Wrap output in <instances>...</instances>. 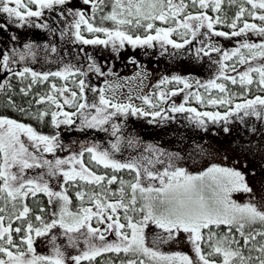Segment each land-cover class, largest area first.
Wrapping results in <instances>:
<instances>
[{"label": "snow or ice", "instance_id": "obj_1", "mask_svg": "<svg viewBox=\"0 0 264 264\" xmlns=\"http://www.w3.org/2000/svg\"><path fill=\"white\" fill-rule=\"evenodd\" d=\"M226 2L238 4V11L230 22L220 15ZM68 3L70 0H0V14H6V21L0 22V30L6 31L13 24L17 28L25 24L48 28L47 23L32 24L30 18H40L44 10L55 12L57 6H61L60 18L67 19L65 12L73 17L69 27L74 29L76 41L84 45L111 44L113 51H119L126 43L135 48L152 47L153 42L179 50L191 44L197 35L209 41L212 36L231 39L248 33L264 38V0H82L89 6L90 15L79 9H64L62 6ZM98 14L101 22L110 21L113 28L96 26ZM246 16L262 24L249 23ZM157 21L170 26L157 27ZM216 25H224L231 31H217ZM82 26L87 32L103 33L106 38L85 39L81 35ZM201 28H206L207 32L201 33ZM132 29H143L145 35H134ZM173 34L180 36L183 42L171 39ZM10 39L16 41L17 36ZM204 43L202 39L201 44ZM37 47L27 42L23 50L12 47L0 52V70L19 78L21 83L29 81L19 88V94L24 97H29L33 86L47 82L50 76L64 80L65 85L57 87L53 83L47 94L33 96L29 103L46 105L43 109L32 112L30 108L17 105L14 90L8 93L5 108H13L22 116L41 125L50 124L54 129L61 125L71 127L78 120L77 130L80 131L107 132L109 129L105 125L117 113L131 111L133 115H149L131 104L110 101L104 88L89 87L84 79H75L89 72L105 75L95 62L88 65L87 71L72 65H65L62 71L46 73H38L27 66L22 70L12 67L28 59L35 62L39 55ZM44 49L53 54L57 52L55 46L49 49L47 44ZM196 52L206 56L211 52L221 53L222 59L217 61L220 64L217 79L238 84L248 92L256 84L264 92V42L244 41L231 51L208 44L207 48L202 46ZM233 58L236 62L231 66L225 63ZM257 60L261 61L259 66L253 63ZM237 64L247 67L240 72ZM229 67L237 76L225 74ZM10 79L6 75L0 82V92L12 88ZM173 79L184 88L191 87L181 77ZM69 81L73 85L71 88ZM166 82L167 78L162 81ZM202 86L227 94L226 85L215 80ZM86 92H91L93 98L89 99ZM166 95L161 92L159 98L165 100ZM190 95L201 101L199 94ZM143 100L151 104L148 97ZM208 103L227 104L229 110L223 115L201 113L180 105L169 111L195 113L193 119L200 126L205 125L204 118L214 123H228L229 117L238 116L241 111L243 117L254 116L264 121V96L236 104L234 109L224 97L209 99ZM151 115L155 119L161 113ZM243 117H240L241 122ZM111 131L116 136L120 132L119 125L112 123ZM223 131L229 129L225 127ZM111 148L113 152L120 151L118 142ZM58 149L63 150L58 133L44 134L31 124L0 114V264H117L114 259L98 261L109 253L114 254L119 264H264V206L253 203L256 193L242 172L212 165L194 175L175 167L171 159L160 160L162 152L158 153L156 161L148 160V164L166 166L163 170L152 171L138 158L118 161L98 145L82 146L79 153L67 158L59 157ZM85 153L89 155L87 164ZM100 167L106 171L100 173ZM107 170H111V174ZM124 170L134 173V179L125 181L115 174ZM236 192L248 194V202L237 203L232 198ZM74 202L78 204L74 206ZM150 226L161 230L153 245L178 243L180 235L184 234L194 257L181 252L166 254L158 247H150L145 232ZM108 236L116 239L110 241ZM37 241L48 246L49 254L38 253Z\"/></svg>", "mask_w": 264, "mask_h": 264}, {"label": "trees", "instance_id": "obj_2", "mask_svg": "<svg viewBox=\"0 0 264 264\" xmlns=\"http://www.w3.org/2000/svg\"><path fill=\"white\" fill-rule=\"evenodd\" d=\"M72 1V0H70ZM71 4V2H70ZM75 3L71 7H74ZM107 11V9L105 10ZM238 11V4L228 5L227 2L223 6V11L220 15L225 18L228 22L234 17L235 13ZM91 14V10L87 15ZM213 16L216 13L212 14ZM247 19V16L245 17ZM72 20V19H70ZM33 23L43 22L42 19H33ZM63 22V21H62ZM66 24V23H65ZM96 26L113 28V24L110 21L101 22L99 19V14L95 20ZM70 25V23H69ZM10 26V25H9ZM157 27H167L170 25L160 24L159 21L156 22ZM217 31H228V27L224 25H216ZM71 28L64 27V30L60 28L53 29V35L51 36L53 40L57 41L58 37H61V32L66 33L70 32ZM128 30V29H125ZM134 35H145L143 29H132L130 30ZM202 31L207 32L206 28L201 29ZM85 33H88L86 30ZM3 34V33H2ZM100 34L103 39L106 37L103 33H94ZM154 34V33H153ZM97 35H94V37ZM98 37V36H97ZM215 38V37H214ZM59 45H64L65 41L60 40ZM198 43V42H197ZM1 44V43H0ZM71 44V43H70ZM67 44V45H70ZM199 44V43H198ZM90 46V45H89ZM125 46V45H124ZM190 45H187L186 49H174L171 46H166L163 48H157L155 50L148 49L146 46L138 48L140 54L143 56L150 54V58L153 61L152 63L157 66V69L164 68L165 70L172 69L176 73L177 77H181L185 80L188 79L189 75H192L196 79L197 86L194 88L191 94H199L201 96V101H197L194 95H189L188 102L185 104V108H194L197 112H219L222 115L225 114L229 107L227 104L224 105H210L208 103L209 99H220L222 97L228 99L230 103L237 101L240 97H249L257 95L260 91L256 84L251 86V91H245L244 88L237 85H232L230 81H225L222 78L217 79V77L212 78L211 73L215 69L216 65L213 64L207 56L203 53L193 56V51L189 48ZM124 48V47H123ZM127 48V47H126ZM121 49L119 51L120 56H125L128 49ZM88 49V48H87ZM5 47L0 45V52H3ZM144 50V52H143ZM100 51V49H99ZM117 53V52H113ZM101 49V56H102ZM141 56V55H140ZM197 57V58H196ZM229 64L235 62V58L227 61ZM154 67V66H153ZM230 68V67H229ZM189 75H185V72ZM166 72V71H165ZM218 76V75H217ZM10 83L12 85L11 89H7L5 92H0V114L7 115L12 119L24 122L26 124H31L33 127L37 128L39 131L44 134H59L58 129H54L50 124L41 125L38 124L34 119H30L28 116H22L13 108H5L4 104L7 100L9 92L15 91V101L17 105H22L25 108H30L32 112L37 111V109H43L46 105H36L35 103H29L32 100L33 96L37 98L41 95L47 94L51 89V84L62 85L65 82L58 77H49L47 82H43L37 85H34L32 88V93L29 97H24L19 94V88L26 86L28 80H24L21 83L20 79L14 76H11ZM80 76H76L75 79L78 80ZM200 78V80L198 79ZM30 79V78H29ZM53 80V81H51ZM202 80V81H201ZM215 80L216 83H222L226 85L227 94L220 93L218 89H209L206 90L202 85L207 84L209 81ZM188 82V80H187ZM202 82V83H201ZM182 85L174 81H168L165 83L166 88L177 87ZM70 88L73 85L70 83ZM158 99V98H157ZM153 100H156V97H153ZM154 102V101H153ZM234 104L232 108L234 109ZM171 107L166 110L160 111L161 116L153 119L152 115H133L129 111V116L125 118L124 113H119L118 116H113L108 125H105L109 130L107 132L98 131L97 134L101 138H105V142L108 143V140L111 142H121L120 144H125L126 146H132L133 142H149L158 146L157 137L169 139L170 142L174 144H182L187 146L189 150L193 153H203V156L207 157H219L226 156L232 160H236L239 164L247 167V173L251 175L254 174L256 178L264 182V121L257 120L254 116H249L250 119L244 120L241 122L240 117H243V112L241 111L238 116H235L237 119L233 121V129H229L228 132L223 131L224 121H216L215 123L211 120L205 119V125L200 126L193 119L195 113L192 112H171L169 111ZM164 117H167L166 119ZM126 119V120H125ZM240 119V120H238ZM230 120V119H229ZM232 120V119H231ZM246 121V122H245ZM115 123L119 125L120 132L117 135L123 136V140H115V136L112 135L111 124ZM243 124L250 123L248 128L243 126ZM253 129H255L253 131ZM87 131H93L94 129H86ZM245 130V132H244ZM250 130V131H249ZM252 130V131H251ZM131 141V143H129ZM133 141V142H132ZM167 140L165 141V143ZM165 147V145H163ZM133 147V146H132ZM218 155V156H217ZM86 161H89V155L86 157ZM100 173L105 172L106 170L102 167L98 168ZM111 174V170H107ZM250 171V172H249ZM118 177L123 178L125 181H131L134 179L135 174L127 170L115 173ZM113 187H118V185H113ZM78 204V202H74ZM123 255V254H121ZM118 259L114 254H105L104 257L98 258L99 260H108ZM83 264H88V262H83Z\"/></svg>", "mask_w": 264, "mask_h": 264}, {"label": "rangeland", "instance_id": "obj_3", "mask_svg": "<svg viewBox=\"0 0 264 264\" xmlns=\"http://www.w3.org/2000/svg\"><path fill=\"white\" fill-rule=\"evenodd\" d=\"M70 2L71 4L68 3L70 6H72V4L75 3L74 8L72 9L83 10L85 11L86 14L90 12L89 6L84 5L82 3V0H72ZM10 6H13V5H10ZM209 14L212 15L213 13L209 12ZM30 20L32 24H34L33 19L30 18ZM247 20L249 23H256L258 26L262 24V22L258 20L253 21L248 17H247ZM5 21H6V14H0V22H5ZM72 21L73 19L70 20L69 23H71ZM193 23L195 24L196 22H193ZM25 25H28V24H25ZM24 26L21 28H17L13 24V25H10L5 32L4 31L3 32L7 34L9 37L13 35L17 36V40L21 38V39H25L26 42H30L33 39H31L30 37H26L27 33L24 30ZM240 26H242V23ZM201 29H200V32H201ZM85 30L86 29L82 26L81 35L85 39H94V38H97V36L100 39H103L100 34H94V33H89V32L85 33L84 32ZM202 32L205 33V31H202ZM73 33H74V29L71 28L70 32L65 34L63 37H61L60 40H64L66 44L71 43L72 45H74V43L78 41L75 40V36ZM94 35H97V36L94 37ZM171 39L175 40L178 43L183 42L182 38L180 36L178 37V35L176 34H173ZM188 39L191 40L192 39L191 36H189ZM202 39L205 40L204 45L201 44ZM212 39H213V36L211 37V40ZM211 40L208 42L206 41V38L202 36H198L197 42L199 44L198 43L196 44V48L199 49L202 46L207 48L208 44H211L212 47H219V48H222L223 50L231 51L233 49L238 48L240 46V43L244 41L255 42V43L264 42V38L253 36V35L250 37L249 36L243 37L242 39H236V38L225 39L221 37V38H216L213 42ZM90 46L94 47V51L96 52L99 49L100 50L102 49L103 54H106L108 52L113 54V52H119L121 50L119 49V51H113L111 44H109L108 46H104V45H90ZM166 46H171V45L161 46L160 42H153L152 47H148V46L146 47L148 49L155 50L157 48L160 49ZM122 49L124 50L125 48H122ZM207 58L213 64L216 65L215 69H213L211 73L212 78L217 77V75L220 73V64L217 63V61H220L222 59L221 53L211 52V54L208 55ZM235 62H236V58H235ZM225 63L228 64L229 66L234 64L232 62L230 64L228 62H225ZM253 63L255 66H259L261 61L257 60V61H254ZM20 65H21L20 63H15L13 64V67L17 69V68H20L19 67ZM236 66H237L238 71L240 72L244 71L247 67V65H239V64H237ZM29 68L36 71L35 68H32V67H29ZM20 70H22V68ZM51 72H55V71L53 70ZM185 73H186L185 75H189L187 73L193 74V72H190V71L185 72ZM225 74L229 76H237V72L232 71L231 68H228ZM6 75L10 76L11 74L10 73L5 74L2 70H0V82H3ZM115 76L119 78L117 80L113 78H109L106 80L105 84L102 83L101 88L105 89L104 94L106 98H108L110 101L114 103L131 104L133 107L137 109H141L143 112H146L149 114L154 111L160 110L158 107L159 104L167 103L169 97H167L166 95L165 100H161L159 98V94L161 92H164L169 95L171 92L178 90L177 104L181 102V105H184L186 102L189 101L188 100L189 95L194 90V88L197 86L196 79L193 78L192 75H189L187 80H188V83L191 85L190 88H184V85H182L178 88L169 87L167 89L165 86V83H162V81H164L165 78H167L168 81H174L173 77H177V75L176 73H174L172 69H169V70H165L164 68L157 69V66L155 65H151V67H146V65L142 66L141 69H139V71L133 74V76L125 75L122 77V75H116V74ZM253 77L255 79H258V76L255 73H253ZM198 79L200 80V78ZM85 81L89 85V87L92 86L91 84L92 82H88L87 80ZM65 83L62 85H57V87H61L65 85ZM67 83H68V86H70V81ZM130 87H132L133 89H130ZM86 95L89 97V99L93 98V94L91 92H86ZM153 95H156V100H153V97H154ZM256 96H264V92L259 91L258 94L254 96L240 97L238 98L237 101L234 100L235 102L234 106L239 103H244L248 99H254ZM143 97H148L149 100L151 101V104H146L143 100ZM157 98L160 99L161 103H158L159 99ZM96 100H98V95L96 96ZM234 102H232L231 105H233ZM65 110L72 111L73 109L66 108ZM73 119H76V118L74 117ZM244 120H246V117H243V121ZM229 121L230 122L228 123H233L231 119ZM78 127H79V121L77 120V123L71 127L61 125V127L58 129L60 143L63 145V150L61 149L57 150V155L59 157L67 158L71 154L79 153L82 146L91 147L93 145H98L100 150H108L113 155V158L118 161L127 162L132 158H138L142 161V163L145 166L149 167L150 170L152 171L163 170V168L166 166L160 163H156L155 166L148 164V160L156 161L158 157V153H161V152L163 153V155H159L160 160L167 161L171 159L175 167L183 168L188 173L194 174V175L204 172L207 168L211 167L212 165L234 168L242 172L245 175L248 184L254 189L256 193V198L253 200V203H257L261 206H264V182L258 180L254 174L252 175L251 173L248 174L247 169H246L247 167L239 164L236 160H232L229 157H226V156H220V158L219 157H208L209 159H207V157L203 156V153H199V154L193 153L191 150H189L187 146H183L182 144L176 145L170 142L169 139L161 138V137H157L158 146L155 144L149 143V142H143V143L139 142L138 143L137 141L136 142L132 141L133 142L132 143L133 147H132L129 145L126 146L125 144L122 145L120 144L121 142H118L120 146V151L113 152L111 145L117 142H111L110 140H108V143H106L105 138L104 137L101 138L99 134L96 133L97 130L94 129L93 131H87L85 129L83 131H80V130H77ZM115 137H116L115 140L124 139V137L120 135H116ZM166 140L167 142L165 143ZM163 145H165V147ZM87 156L88 154L85 153L84 160L86 164L88 163L86 161ZM145 183H147V181H145ZM232 198L237 203H240V204H244L248 202V199H249L248 194H245L243 192L233 193ZM145 232H146L147 241L150 247H158L160 251L166 254L181 252V253L188 254L191 257H194L192 246L191 244L187 242L184 234L180 235L178 243L177 242H172L168 244L157 243L156 245H153V241L157 239V236L161 232V230L155 228L154 226H150L149 228L145 229ZM108 239L112 241V240H115L116 238L114 236H108ZM37 251L38 253H41V254H49L48 246L42 243L41 241H37Z\"/></svg>", "mask_w": 264, "mask_h": 264}, {"label": "flooded vegetation", "instance_id": "obj_4", "mask_svg": "<svg viewBox=\"0 0 264 264\" xmlns=\"http://www.w3.org/2000/svg\"><path fill=\"white\" fill-rule=\"evenodd\" d=\"M60 7L61 6H57V11L55 12H49L48 10H44V15L42 17L32 18L35 21L36 19H42L43 22H36V23H47L49 25L48 28H36L34 26H29V25L24 26V30L27 33L26 37H30L31 39H33L30 42L38 46L37 51L39 52V55L35 62H32L30 59L25 60L23 62H19L21 64L19 66L20 68H17L16 70H20L21 68L27 66V67L35 68L36 72L38 73H46V72H51L53 70L62 71L65 65H72L73 67H79V68H82L84 71H87L88 65L95 62L101 68V70L105 73V75L101 76L95 72H89L87 76H80L78 80L84 79V80H87L88 82H92L91 87H95L99 89L101 88L102 83L103 84L106 83L107 79L113 78L117 80L119 77L115 76V74L122 75V77L125 75L133 76V74L139 71V69H141L142 66L146 65V67H150L151 65H154L152 63L153 61L150 58V54H147L142 57L143 54L139 53L138 48L142 46H137L133 48L131 45L126 44L124 48L127 47L126 49L128 50L126 51L125 56H120L119 52L114 53V54H111L108 52L106 54H102L101 56V50L100 51L98 50L96 52L94 51V47L88 46V45H82V43L80 42H75L74 45L72 44L67 45L66 43L64 45H59L58 42L60 41L61 37H63L65 34L69 32L67 31L66 33H64L63 36L60 35L61 37H58L57 41L56 40L54 41L53 38L51 37L53 35V29L60 28L61 30L62 29L64 30V27L69 28V21L70 19H73L71 15H67V12H65V15L67 16L66 20L60 18V14H59ZM62 7L64 9L74 8V7H71L69 4H66ZM3 31L5 32V30H0V43L2 46L5 47V49H11L12 47H16L20 50H23V44L27 43L25 39L20 38L17 41H12L10 37L7 34H5ZM252 35H253L252 33H248L247 36L250 37ZM198 36H201V35H197L196 39L192 40V43L189 44L191 51H193V56L197 55L196 44H197ZM247 36L232 37V38L242 39L243 37H247ZM206 41H209V40L206 39ZM46 44L49 46V49L52 46H55L57 48V52L53 54L50 51H45L44 45ZM186 48H187V45L185 46L184 49ZM89 56L92 58L91 60L88 59ZM130 89H133V88L130 87ZM175 92L178 93V90H175ZM177 95L172 96L169 94L168 95L169 99L167 103L166 104L163 103V105H161L159 109L161 108V111H162V110L168 109L169 107L180 106L181 102L177 104V99H178ZM185 104L183 106H185ZM109 111H114V110L109 109ZM156 112H160V110ZM128 114L129 112L125 114L126 119L129 116ZM118 115L119 113L116 114V116ZM136 115H140V114L137 113ZM229 119H232V121H235L237 118L235 116H232V117H229ZM247 119H250V118L246 117V120ZM233 124L224 122L223 127L224 128L227 127L228 129H233V126H234ZM241 124L243 126H246L247 128L250 125V123H247V124L241 123ZM254 130L255 129H253V131Z\"/></svg>", "mask_w": 264, "mask_h": 264}]
</instances>
